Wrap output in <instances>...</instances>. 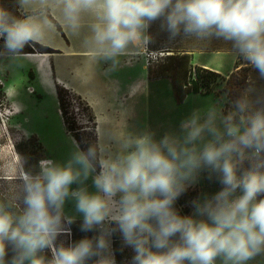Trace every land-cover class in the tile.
Segmentation results:
<instances>
[{
	"label": "clouds",
	"instance_id": "obj_1",
	"mask_svg": "<svg viewBox=\"0 0 264 264\" xmlns=\"http://www.w3.org/2000/svg\"><path fill=\"white\" fill-rule=\"evenodd\" d=\"M14 6L0 2V59L17 60L26 46L45 41L58 14L93 59L115 71L121 57L149 44L148 30L159 20L170 40L229 44L264 80V0H14ZM232 103L227 114L215 104L195 108L178 132L159 138L150 128L101 130L85 148L74 142L64 161L43 158L33 166L18 155V190L0 198V264H116V232L134 251L130 264H248L264 256V198L258 199L264 88L253 80ZM204 170L222 188L182 215L175 204ZM78 219L82 232L97 234L66 246L59 238L70 236Z\"/></svg>",
	"mask_w": 264,
	"mask_h": 264
},
{
	"label": "rangeland",
	"instance_id": "obj_2",
	"mask_svg": "<svg viewBox=\"0 0 264 264\" xmlns=\"http://www.w3.org/2000/svg\"><path fill=\"white\" fill-rule=\"evenodd\" d=\"M148 32L152 39L145 46L148 47L146 54L164 53V56L157 54L151 58L146 55L149 62L154 63L157 59H163L173 53H189L192 54L193 65L222 75L233 70L235 62L238 61L240 65L238 70H248L249 87L255 80L258 88H264V80L259 78L258 73L223 41L194 43L182 37L170 40L169 34L161 28L159 20L150 26ZM133 67L134 70L119 67V72H123L120 91L123 97L117 94L116 97L112 95L108 102L93 99L86 101L97 117V132L103 130L105 133H117L126 130L139 133L150 128L156 131L159 138L165 132H178L181 120L195 108L206 109L209 105L215 104L221 111L226 110L228 113L233 110L232 102L235 101L233 95H236L238 89L233 83L230 85L220 80L211 93L215 97L191 96L184 104L178 106L174 102L172 88L167 79L151 81L145 85L142 67L139 65ZM228 75L222 77L227 79ZM35 77L32 62L27 64L19 59L14 61L0 59V197L6 200L11 199L19 187L18 155L28 158V164L34 166L43 158L64 161L74 150V139L67 133L62 122L57 97L39 89L34 83ZM129 78L132 79L126 80ZM133 79H138V83L132 84ZM228 92L232 93H230L232 100L228 98ZM120 98L125 100L118 101ZM78 103L77 100L74 103L75 110L70 111L80 127L79 117L84 116L81 115ZM84 139L87 142L86 138ZM216 179V175H210L204 170L191 187L198 190L199 198L205 194L211 196L219 191ZM88 184L90 191H94L90 180ZM67 208L73 210L74 205L69 202ZM96 234L85 232L84 237L91 238ZM59 239L66 246L76 241L72 231L70 236L64 235ZM115 249L119 250L121 264H130L134 251L124 244L119 232L112 236V251L116 257ZM116 264L120 263L116 260ZM248 264H264V256H258Z\"/></svg>",
	"mask_w": 264,
	"mask_h": 264
},
{
	"label": "trees",
	"instance_id": "obj_3",
	"mask_svg": "<svg viewBox=\"0 0 264 264\" xmlns=\"http://www.w3.org/2000/svg\"><path fill=\"white\" fill-rule=\"evenodd\" d=\"M6 7L15 11L14 0H0ZM19 15V13H16ZM48 54L52 51L46 47H42L39 44L26 46L24 49L25 55L30 54ZM192 54H171L163 59H157L154 63L151 61L148 63V79L155 80L161 78H168L171 81L173 96L177 104H182L185 99L192 94L208 95L213 93L214 87L219 84V81H225L226 84L233 83L238 87L234 100H236L245 90L249 87L248 83V70L239 69V62L236 61L234 69L225 79L222 75L216 71L193 65ZM231 92H228V98L232 100L230 96ZM56 97L58 101L60 116L65 126L67 133L74 139L76 143H79L81 148L87 147L88 143H94L98 140L96 116L91 106L82 99L81 96L74 94L73 92L65 89L62 86L56 85ZM81 115L86 118V122L89 125L87 129L79 127L77 125L76 118L73 116L70 110H75L74 103L77 102ZM227 114V111H223ZM87 142H85V139ZM247 167V164H245ZM219 190L222 185L216 179ZM3 198V197H0ZM199 198V192L197 189L191 186L178 198L175 207L180 211L182 215H192L194 212L193 201ZM264 198V196L258 197V199ZM81 221H76L71 226V231L74 233L76 241L85 238V232L80 230ZM75 241V242H76ZM115 259L118 263H122V259L118 249H115Z\"/></svg>",
	"mask_w": 264,
	"mask_h": 264
},
{
	"label": "crops",
	"instance_id": "obj_4",
	"mask_svg": "<svg viewBox=\"0 0 264 264\" xmlns=\"http://www.w3.org/2000/svg\"><path fill=\"white\" fill-rule=\"evenodd\" d=\"M53 19L57 23L56 30L52 32L45 41L37 43L42 47L50 49L52 53H36L24 55L19 58V60L27 64H30V62L33 63L36 76L34 83L38 88L56 97V85H59L81 96L84 101L93 99L108 102V100L110 101L112 99V95L114 97H116L117 94L120 95L121 86L123 84V72H119V68L115 71H107L109 64L93 59L91 52L82 46V37L74 36L68 29L63 27L59 22L58 14L54 15ZM147 50L148 47L145 46L130 50L127 55L120 58V66L133 70L135 69L133 66H141L144 84H149L151 81L155 80L167 79L171 85V81L168 78L148 79L149 61L146 57ZM229 73L222 75L227 76ZM131 79L129 78L126 80ZM136 83H138V79H133L132 84L135 85ZM208 95H189L182 104L191 96ZM119 97H123V94ZM117 100L123 101L125 99L120 98ZM174 102L178 106L182 105L177 104L175 99ZM238 194L239 192H237V195ZM217 264H220V262L218 261Z\"/></svg>",
	"mask_w": 264,
	"mask_h": 264
},
{
	"label": "built area",
	"instance_id": "obj_5",
	"mask_svg": "<svg viewBox=\"0 0 264 264\" xmlns=\"http://www.w3.org/2000/svg\"><path fill=\"white\" fill-rule=\"evenodd\" d=\"M157 54H159V56H164V53H153V52H151V53H149V54H146L147 55V57L148 58H151L152 56H157ZM149 61V60H148Z\"/></svg>",
	"mask_w": 264,
	"mask_h": 264
}]
</instances>
